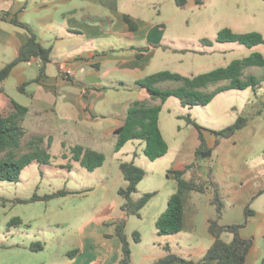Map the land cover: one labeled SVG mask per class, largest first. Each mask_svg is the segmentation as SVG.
Returning a JSON list of instances; mask_svg holds the SVG:
<instances>
[{"label":"rangeland","instance_id":"374dc122","mask_svg":"<svg viewBox=\"0 0 264 264\" xmlns=\"http://www.w3.org/2000/svg\"><path fill=\"white\" fill-rule=\"evenodd\" d=\"M196 1L189 0L186 9L181 10L175 0H119L120 7L132 17L165 27L163 46L188 51L162 52V57L155 59L151 66L149 75L169 71L195 77L225 68L255 53L264 57V45L248 48L235 42L216 41L219 31L225 28L239 34L256 32L264 38V0H199L201 4ZM202 40H208L212 46L203 45ZM249 76L260 80L256 89L225 90L217 93L208 105L183 106L176 98H169L164 103L152 101L161 106L160 128L169 148L168 153L156 161H150L144 155L143 141H130L116 151L115 141L114 145L108 140L103 148L104 165L89 171L76 162L73 155L71 158L54 147L49 150L50 162L27 167L19 183L0 182V196L7 199L43 197L60 190L75 192L49 201L0 205V248L3 244L26 242L31 245L38 242L46 249L58 246L53 244L59 241L58 236L62 238L60 241L68 240L91 223L121 218L124 199L118 191L127 186L120 170L123 162H134L145 173L134 199L146 193H156L140 215L131 216L128 222L130 240L133 242L135 232L143 240L138 248H146L152 243L155 220L167 211L169 199L176 192V180L173 175L168 177V172L185 170L192 164L194 167L185 174L187 180L208 182L211 175L209 190L205 194L190 193L185 204L186 226L196 228L195 233L202 244H211L208 221L217 219L216 207L211 204L215 192L224 205L220 224H242L245 210L250 205L257 216L250 219L242 233L261 240L264 237L259 225L264 215V67L246 69L242 79ZM229 84V81H223L207 91L213 92L219 86ZM177 86L176 83H166L163 88ZM187 117L202 128L208 145L205 154L211 153L210 156L196 158L199 132L194 125L187 123ZM239 117H248V126L232 138L221 139L216 144L214 133L234 124ZM47 146L48 138L45 139ZM15 217L23 224L8 231V223ZM232 238V235L223 236L226 242ZM11 252L23 260L34 256L44 258L48 254Z\"/></svg>","mask_w":264,"mask_h":264},{"label":"crops","instance_id":"0c3cea01","mask_svg":"<svg viewBox=\"0 0 264 264\" xmlns=\"http://www.w3.org/2000/svg\"><path fill=\"white\" fill-rule=\"evenodd\" d=\"M105 2L0 0V14L7 12L10 18L27 25L38 41L52 50L51 62L39 81L34 82L42 68L40 58L18 64L12 70L0 85V107L10 100L27 107L23 124L26 139L52 138L50 150L60 148L71 158L76 146L103 153L108 140L117 143L115 131L124 125L130 107L135 102L152 103L137 82L150 76L149 70L155 59L162 57V52H175L169 45L163 46L166 40L163 25L132 17L120 7L119 0L116 10ZM126 15L135 23L134 31L125 21ZM29 37L27 30L0 20V71L18 58ZM27 83L26 93H21L19 87ZM262 217L259 225L264 232ZM115 221L91 223L68 240L60 241L62 238L58 236L59 241L53 243L58 246L43 247L39 253L31 252L26 242L3 244L0 264H119L121 242L115 235ZM13 228L19 226H8V231ZM195 229L188 225L184 232L161 236L156 228L152 243L146 248H138L142 238L139 243L129 238L131 264H154L169 254L199 262L214 238L210 245L204 246ZM242 231V237L250 238ZM252 239L254 245L246 264H264V237ZM13 250L48 254L44 258L34 256L23 260ZM75 250L79 253H73Z\"/></svg>","mask_w":264,"mask_h":264},{"label":"trees","instance_id":"16d2710c","mask_svg":"<svg viewBox=\"0 0 264 264\" xmlns=\"http://www.w3.org/2000/svg\"><path fill=\"white\" fill-rule=\"evenodd\" d=\"M175 3L179 9L184 10L187 7L188 0H175ZM197 3L201 4L199 0H197ZM105 5L110 9L116 10L117 0H106ZM0 20L21 27L30 34L29 40L22 46L18 58L0 71V85L9 78L12 70L18 64L30 62L35 58H40L42 61L40 75L34 82L39 81L45 74L46 66L51 62L52 50L45 48L27 25L16 18H10L9 13L0 14ZM125 21L130 26L131 31L136 29L135 23L128 15L125 16ZM216 41L220 43L235 42L248 48L264 45V38L259 33L239 34L228 28L219 31ZM202 44L212 46L208 40H202ZM174 51L176 53L188 52L186 50ZM250 67H264V57L259 53H255L248 58L234 61L225 68L195 77H184L169 71L159 72L137 82V85L147 92L151 101L164 103L169 98H176L183 106L208 105L219 92L229 89L245 90L250 87L256 89L260 80L255 76H249L246 80L242 79L244 71ZM223 81H229L230 84L219 86L213 92L207 91L211 86H217ZM165 83H176L178 86L161 88V85ZM27 86L28 83L19 87V91L26 93ZM28 111L27 107L22 106L15 100H10L7 104L0 107V182L19 183L21 174L27 167L34 164L45 165L51 160L49 150L52 146V138L48 139L47 147H45V139L41 136H32L26 139L27 132L23 124ZM160 112V105H154L151 102H135L128 111L124 125L115 131L117 137L116 151H120L130 141L140 140L145 144L144 155L150 161H156L164 157L168 153L169 148L161 132ZM186 120L189 125H194L199 132L200 145L196 151V158L200 159L208 148L203 130L191 117H187ZM249 122L250 119L248 117H239L234 124L215 132L216 144H219L221 139L232 138L246 128ZM71 152L73 159L89 171L102 167L106 161L103 153L81 146L74 147ZM193 165L188 166L185 170H170L168 172V177L173 175L176 180V192L169 199L167 211L156 222L157 231L161 236L174 235L187 230L185 221L187 198L192 192L205 194L209 190V186H211V175L208 182L195 179L187 180L185 178V174L190 168L194 167ZM120 170L124 180L127 182V186L120 188L118 191L119 195L124 199V204L122 206L123 216L114 222L115 235L121 242L119 264H131V242L127 235L128 219L131 216H139L140 212L156 193H146L140 198L134 199L133 195L137 192V187L143 181L145 173L134 162L121 163ZM73 194L75 192L60 190L43 197L34 195L29 199L0 197V205L5 207L7 204L12 206L30 204ZM211 204L216 207L217 212V219L209 220L208 224V232L214 238V243L202 259L196 263L178 255L169 254L154 264H246L247 257L253 248L254 240L242 237L241 230L248 225L250 218L255 215V212L248 205L245 210V220L242 224L222 225L219 221L223 216L224 205L218 193L215 192ZM19 225H21L19 218H13L8 223L9 228L18 227ZM224 235H232L233 238L230 242H226L223 240ZM140 241V234L135 232L133 234V242L139 243ZM28 249L33 253H39L43 251V246L37 242L32 243ZM73 253L77 254L79 251L75 250Z\"/></svg>","mask_w":264,"mask_h":264},{"label":"water","instance_id":"95a60500","mask_svg":"<svg viewBox=\"0 0 264 264\" xmlns=\"http://www.w3.org/2000/svg\"><path fill=\"white\" fill-rule=\"evenodd\" d=\"M210 155H211V153H207V154L203 153L202 157L205 158V157L210 156Z\"/></svg>","mask_w":264,"mask_h":264}]
</instances>
